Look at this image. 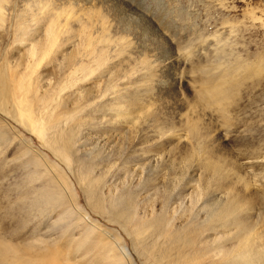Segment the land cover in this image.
Masks as SVG:
<instances>
[{
	"label": "rangeland",
	"instance_id": "rangeland-1",
	"mask_svg": "<svg viewBox=\"0 0 264 264\" xmlns=\"http://www.w3.org/2000/svg\"><path fill=\"white\" fill-rule=\"evenodd\" d=\"M3 1L0 264H110L94 238L123 264H236L242 243L264 264V0ZM20 101L45 138L75 133L67 164Z\"/></svg>",
	"mask_w": 264,
	"mask_h": 264
},
{
	"label": "bare ground",
	"instance_id": "bare-ground-1",
	"mask_svg": "<svg viewBox=\"0 0 264 264\" xmlns=\"http://www.w3.org/2000/svg\"><path fill=\"white\" fill-rule=\"evenodd\" d=\"M8 2V1H7ZM5 2L3 1V0H0V24H3V22H4V15H3V9H4V4ZM53 28V27H52ZM49 29H51V28H49ZM49 29H48V31H49ZM60 30V29H59ZM58 31V30H57ZM61 31V30H60ZM58 33V32H57ZM56 33V34H57ZM56 34L55 33H51L50 32V35L48 36V39H47V41H49L48 43L50 44V45H54V43H55V41H56V39H58V38H56L57 36H56ZM58 35V34H57ZM60 36V35H59ZM20 41V40H19ZM58 41V40H57ZM44 43V42H43ZM47 43V42H46ZM45 43V44H46ZM42 45V44H41ZM56 45V44H55ZM43 46H44V44H43ZM37 48V46L35 45V44H33L30 48H29V53L31 54V58L33 57L34 58V56H37L38 55V53H44V52H46L44 49H42V48H38V49H36ZM48 48H50V47H48ZM47 50V49H46ZM43 56V55H42ZM42 56H41V58H42ZM31 60V59H30ZM39 61V56L37 57V59H35L34 61H33V64L29 67V68H31L30 69V71L32 70V72L35 70V68H36V65H37V62ZM39 63H40V61H39ZM38 63V64H39ZM29 64V63H28ZM27 65V64H26ZM75 68V67H74ZM79 70V69H78ZM28 71V70H27ZM31 72V73H32ZM77 72V71H76ZM76 72H74V73H76ZM30 73V74H31ZM23 76V75H22ZM28 76L31 78L32 76H30L29 74H28ZM25 77V76H24ZM25 79H26V77H25ZM63 90V89H62ZM17 104H19V112H20V116L21 117H19V122L20 123H23V124H25V126H27V127H29L30 129H33V130H35L36 131V133L38 134V136L39 137H41V138H43V142H44V144L46 145V146H51V147H53V152H54V155L61 161V162H63V163H66L67 164V158H66V156H65V152L66 151H71L72 150V147H74V144H75V138H76V135H75V133L74 132H72V133H69V134H62L61 132L60 133H55V135H52L51 137H47V138H45V128L44 127H39L38 126V128L36 129L35 128V125H37L36 124V122H33V123H31L30 121L32 120V114H31V112H30V110L27 108V107H24V105H23V103L20 101L19 103H17ZM42 125V124H41ZM31 126H32V128H31ZM65 133H67V132H65ZM77 143V142H76ZM76 146V145H75ZM51 164V163H50ZM54 166V165H53ZM89 196L91 197V199H92V201H94L93 203L95 204V205H97L98 207H100V208H102V204H101V200H100V195L98 194V191H96L95 189H94V186H91V187H89ZM99 196V197H98ZM118 200V199H117ZM116 200V201H117ZM115 201V203H113V207L116 205V207L118 206H120V202H116ZM125 202V201H124ZM126 203H129V202H126ZM102 205V206H101ZM118 207H117V211L118 212H116V213H118V217L122 220V221H124V222H134V221H136V223H137V227L135 228V232H136V235H137V237L139 238V240L141 241V242H148L149 240H151L154 236H155V234H156V231L153 229V228H156L157 227V223L155 222H147V221H137V219H135V216L132 214L133 212V210H131L129 207H127V206H125L124 205V207H119V209H118ZM112 209V208H111ZM223 209V208H222ZM219 210V209H214L213 211H211L210 213H209V215H212L213 217L215 216V217H217V218H219L218 216H222V217H228V218H231L232 219V217L233 216H235L234 214H235V212L233 213V207L232 206H230V205H228V206H225L224 207V209L223 210ZM81 210L83 211V215H84V217H86L87 218V216H88V212L87 211H85V210H83L82 208H81ZM116 211V210H115ZM135 214V213H134ZM117 216V215H116ZM89 217V216H88ZM225 217V218H226ZM234 218V217H233ZM91 219V218H90ZM227 219V218H226ZM94 220V219H93ZM229 220V219H228ZM89 222L91 223V226H89L88 227V230H86V231H84L83 233H82V235H84L85 236V238L87 239V240H89V238L91 237V234L93 233V232H95V231H97V230H101L102 228L100 227V226H98V224H97V222L94 220V221H90L89 220ZM100 225V224H99ZM73 227V226H72ZM87 228V227H86ZM159 231V230H158ZM158 235H160V234H158ZM94 240H95V242L97 243V245H99V247L101 246V250H102V252H103V255H106V256H110V260H111V263L110 264H123V259L125 258H123L122 259V257L121 256H119V254H117L116 253V250L115 249H113L112 247H110L109 246V244L108 243H106V242H103V241H101V240H97V238H94ZM84 241V240H83ZM92 243V242H91ZM77 244V243H76ZM92 244H94V243H92ZM247 244V245H246ZM78 245V244H77ZM85 246V245H84ZM88 246V245H87ZM33 247H36V246H33ZM76 247V246H75ZM39 248V247H38ZM41 248H42V246H41ZM77 248V247H76ZM78 248H80V247H78ZM77 248V252H78V249ZM249 248H250V246H249V243H242L241 245H240V249L241 250H239L237 253H236V260H237V262H236V264H251L252 263V256H251V254L249 253L250 252V250H249ZM35 249V248H34ZM35 250H38V249H35ZM40 250V249H39ZM238 250V249H237ZM42 251V250H41ZM46 251V250H45ZM61 252V251H60ZM60 252H59V254L57 253V252H52L54 255H53V257H50V256H52L50 253L51 252H49V253H46V252H43V253H46L47 254V256L45 255H43V253L41 254L39 251H38V253H37V251L36 252H34V253H36L35 254V256H40V254L41 255H43V256H41L42 257V259H43V264H79L78 263V260H76V258H77V254H76V252H74V254H72V255H68V256H63V255H60ZM33 253V254H34ZM67 253V252H66ZM125 255H126V253H124ZM123 255V254H122ZM34 256V255H33ZM34 256V257H35ZM36 258V257H35ZM232 258V257H231ZM101 259V258H100ZM103 259V258H102ZM36 260H37V258H36ZM90 261V260H89ZM92 261V260H91ZM81 262V261H80ZM92 264H93V262H91ZM87 264H89V262H87Z\"/></svg>",
	"mask_w": 264,
	"mask_h": 264
}]
</instances>
